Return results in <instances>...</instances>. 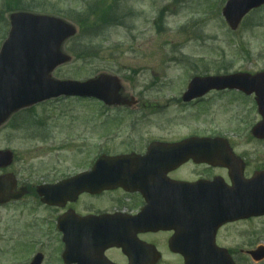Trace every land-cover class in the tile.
<instances>
[{
    "label": "rangeland",
    "instance_id": "1",
    "mask_svg": "<svg viewBox=\"0 0 264 264\" xmlns=\"http://www.w3.org/2000/svg\"><path fill=\"white\" fill-rule=\"evenodd\" d=\"M101 1L0 0V46L9 31L8 13L17 4L20 10L61 18L78 33L62 45L71 57L52 71V77L85 80L102 73L115 75L133 101L130 106L104 107L59 97L17 111L0 126V150L14 154L7 169L16 176L34 166L47 169L51 157V161L59 157L72 171L100 140L103 151L114 155L128 151L149 132L166 139L213 131L230 136L253 118L248 101L226 94L214 96L203 112L173 98L183 91L186 77L264 69V5L249 12L232 31L221 15L226 0H104L112 7L105 18L108 24L91 35L88 24L90 19L99 23L98 15L87 19L83 12L99 7ZM31 119L32 124H26ZM34 119L45 127L32 129ZM236 146L250 166L264 164V141L241 136ZM30 216L25 205L0 207V264H17L24 257L18 253L24 244L39 242L41 234ZM40 241H46L42 250L57 251V242L44 237ZM223 245L233 250L264 246V216L230 225ZM236 263L264 264V259L254 262L240 253Z\"/></svg>",
    "mask_w": 264,
    "mask_h": 264
},
{
    "label": "flooded vegetation",
    "instance_id": "2",
    "mask_svg": "<svg viewBox=\"0 0 264 264\" xmlns=\"http://www.w3.org/2000/svg\"><path fill=\"white\" fill-rule=\"evenodd\" d=\"M253 82L243 89L212 88L205 95L179 104L198 106L203 112L205 102L221 93L249 102L253 118L239 133L202 134L223 138L222 144L234 156L228 161L225 156L193 157L194 148L182 149L179 145L184 137L199 134L166 139L160 133L149 132L128 151L118 152V157L125 155V161L112 166L109 187L103 188L106 181L98 171L101 166L96 165L102 160L98 145L88 156H82L72 171L59 157H54L55 161L51 157L47 169L34 166L26 175L14 173L16 189H23L24 194L0 207L25 205L31 224L41 234L40 240L44 237L58 243L54 253L42 250L46 241L24 244L18 252L24 257L17 264H185L198 243L203 251L207 244L214 243L234 258L245 254V250H233L223 242L229 237L230 225L246 220L244 216L230 220L226 207L230 193L243 192L245 179L254 174H260V179L264 176V164L250 166L236 146L241 136L264 141V136L253 133L254 125L262 119L256 99L264 97V76L253 78ZM32 127L41 130L45 125L37 122ZM93 170H97L94 175ZM76 174L83 177L66 181ZM234 182H238V188L233 187ZM44 194L51 204L43 202ZM60 218L67 230L74 222L79 224L81 244L73 254L65 250L64 232L58 229Z\"/></svg>",
    "mask_w": 264,
    "mask_h": 264
},
{
    "label": "water",
    "instance_id": "3",
    "mask_svg": "<svg viewBox=\"0 0 264 264\" xmlns=\"http://www.w3.org/2000/svg\"><path fill=\"white\" fill-rule=\"evenodd\" d=\"M263 3L264 0H228L223 14L228 25L235 28L247 11ZM8 17L11 28L0 48V124L18 109L59 95L92 96L109 104L116 102L119 86L113 77L101 74L84 82L51 78V71L69 60L60 45L75 33L70 24L49 15L26 12H14ZM227 80L233 79L219 78L216 82ZM8 156L0 154V165L5 164ZM244 200L245 216L264 212V191H248ZM249 254L257 261L264 257V250ZM198 261L192 264H199ZM224 264L232 262L225 260Z\"/></svg>",
    "mask_w": 264,
    "mask_h": 264
},
{
    "label": "trees",
    "instance_id": "4",
    "mask_svg": "<svg viewBox=\"0 0 264 264\" xmlns=\"http://www.w3.org/2000/svg\"><path fill=\"white\" fill-rule=\"evenodd\" d=\"M102 2L103 1H101V4L99 5V7L93 6L89 10L85 11V12H87L86 13V18L87 19H90L91 16H95L97 14L98 15V19H99V23H107V22H105V18L109 16V13H110V10H111V6H107L106 7ZM10 4L11 3H9L8 7L11 9L12 5H10ZM17 5H16L17 9H22V8H19ZM89 23H91L90 25L94 24L95 25L94 27H97L98 26L97 24H99L98 22L97 23L94 22V20H92V19H90Z\"/></svg>",
    "mask_w": 264,
    "mask_h": 264
}]
</instances>
